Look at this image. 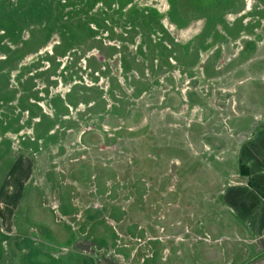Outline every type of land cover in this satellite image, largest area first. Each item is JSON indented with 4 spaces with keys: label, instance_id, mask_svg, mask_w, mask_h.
<instances>
[{
    "label": "rangeland",
    "instance_id": "rangeland-1",
    "mask_svg": "<svg viewBox=\"0 0 264 264\" xmlns=\"http://www.w3.org/2000/svg\"><path fill=\"white\" fill-rule=\"evenodd\" d=\"M251 122L264 0H0V264H124L95 255L125 198L96 185L137 175L152 190L130 209L144 236L126 264H219L204 190Z\"/></svg>",
    "mask_w": 264,
    "mask_h": 264
},
{
    "label": "crops",
    "instance_id": "crops-1",
    "mask_svg": "<svg viewBox=\"0 0 264 264\" xmlns=\"http://www.w3.org/2000/svg\"><path fill=\"white\" fill-rule=\"evenodd\" d=\"M245 128L233 142L236 157L220 174L221 187L204 190V227L215 229L228 246L219 264H264V123ZM192 224L196 229L197 222Z\"/></svg>",
    "mask_w": 264,
    "mask_h": 264
},
{
    "label": "flooded vegetation",
    "instance_id": "flooded-vegetation-1",
    "mask_svg": "<svg viewBox=\"0 0 264 264\" xmlns=\"http://www.w3.org/2000/svg\"><path fill=\"white\" fill-rule=\"evenodd\" d=\"M114 157H111V160H116ZM126 160L128 158V155H125ZM132 159V156H131ZM129 161V166H134L135 162L132 159ZM116 165V164H115ZM135 167V166H134ZM129 171V170H128ZM130 174V173H129ZM128 174V175H129ZM113 176V173L112 175ZM96 177H104V174L97 175ZM136 182L139 183V185H134L132 186L131 182L127 181V184L123 186H110L109 191L105 189L107 186L101 185V183L97 184L96 187H98L96 190V197L97 200H102L103 199H109V200H114L119 197H125L123 198L124 200L120 201V205H117V201L115 202V206L111 207L108 212V216H103L107 212H104L103 210L105 209L102 204H97L100 209L99 214H101L104 217L105 222L112 227V232L110 234L111 238L109 239V242L106 244L101 242L100 237H97L95 240L98 241L95 243V255L98 258L101 257V255L106 254L108 257H111L112 260H119L120 262H130V260L127 261V258H136L138 257V249L139 245L137 244L138 242L143 240L144 233L137 234L136 237L134 238L133 233H129V228L130 226H133L134 218H132L131 210L134 205L140 204V208L147 210L149 209L148 205V200L150 196V192L152 190L147 176H142V175H137ZM99 180V178H97ZM112 185H114V182H112ZM95 188V187H94ZM119 188V190H118ZM134 189V190H133ZM123 193V195L118 196V194ZM95 197V198H96ZM114 205V204H113ZM131 209V210H130ZM59 213V211H58ZM98 213H95V215ZM101 218V217H99ZM61 219V216H60ZM58 223V220H56ZM141 223L140 225L143 226ZM138 227L137 230L139 231H144L142 227ZM124 228V230H123ZM129 230V231H128ZM89 231V230H88ZM87 231V236L89 235ZM138 233V232H137Z\"/></svg>",
    "mask_w": 264,
    "mask_h": 264
}]
</instances>
